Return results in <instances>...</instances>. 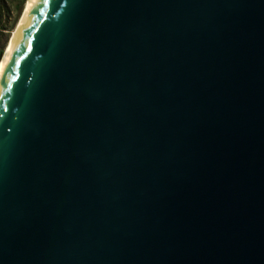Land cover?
Segmentation results:
<instances>
[{"label": "water", "instance_id": "obj_1", "mask_svg": "<svg viewBox=\"0 0 264 264\" xmlns=\"http://www.w3.org/2000/svg\"><path fill=\"white\" fill-rule=\"evenodd\" d=\"M0 264H264V0H28Z\"/></svg>", "mask_w": 264, "mask_h": 264}, {"label": "trees", "instance_id": "obj_2", "mask_svg": "<svg viewBox=\"0 0 264 264\" xmlns=\"http://www.w3.org/2000/svg\"><path fill=\"white\" fill-rule=\"evenodd\" d=\"M25 2V0H0V33H3V31L6 29L5 25L7 22L8 17H10V14L14 10L16 12V15L18 16L21 12L22 4ZM0 55H1V49H0Z\"/></svg>", "mask_w": 264, "mask_h": 264}, {"label": "rangeland", "instance_id": "obj_3", "mask_svg": "<svg viewBox=\"0 0 264 264\" xmlns=\"http://www.w3.org/2000/svg\"><path fill=\"white\" fill-rule=\"evenodd\" d=\"M24 6H25V2L22 4L21 12L19 13L18 16L16 15V12L13 10L12 13L10 14V17L6 18L7 19V22L5 25L6 29L3 31V33H0V49H1L0 59H1L2 54L4 52L5 46L8 43L14 28L16 27V24L20 18V15H21L22 11L24 10Z\"/></svg>", "mask_w": 264, "mask_h": 264}, {"label": "bare ground", "instance_id": "obj_4", "mask_svg": "<svg viewBox=\"0 0 264 264\" xmlns=\"http://www.w3.org/2000/svg\"><path fill=\"white\" fill-rule=\"evenodd\" d=\"M27 2H28V0L25 1L24 9H25V7H26ZM17 23H18V22H17ZM16 25H17V24H16ZM14 30H15V28H14ZM14 30H13V32H14ZM13 32H12V35H13ZM12 35H11V37H12ZM11 37H10V39H11ZM10 39H9V41H10ZM9 41H8V43H9ZM8 43H7L6 46H5L4 52H5V50H6V47H7ZM4 52H3V54H4ZM3 54H2V56H3ZM1 59H2V57H1ZM1 59H0V61H1Z\"/></svg>", "mask_w": 264, "mask_h": 264}]
</instances>
